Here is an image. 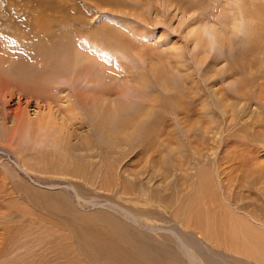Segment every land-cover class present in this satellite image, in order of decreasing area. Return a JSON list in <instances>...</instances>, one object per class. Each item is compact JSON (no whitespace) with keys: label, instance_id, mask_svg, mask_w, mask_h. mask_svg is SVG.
<instances>
[{"label":"rangeland","instance_id":"1","mask_svg":"<svg viewBox=\"0 0 264 264\" xmlns=\"http://www.w3.org/2000/svg\"><path fill=\"white\" fill-rule=\"evenodd\" d=\"M263 10L0 0V264H220L225 237L264 246Z\"/></svg>","mask_w":264,"mask_h":264},{"label":"crops","instance_id":"2","mask_svg":"<svg viewBox=\"0 0 264 264\" xmlns=\"http://www.w3.org/2000/svg\"><path fill=\"white\" fill-rule=\"evenodd\" d=\"M231 236V235H230ZM229 236V237H230ZM225 243H224V247L226 248L224 251V257H226V259H223L225 262L224 263H220V264H233L232 259L235 260L238 257L236 255H244L246 258V261L254 263V264H264V246L263 243L260 244L259 246H256L255 248L253 247L252 250H250L247 247V250L242 253L238 250L237 247H235L233 245L232 239L225 237ZM215 244L217 243L219 246L222 244L220 242H214ZM258 251V256L256 257L257 251ZM230 259V261H228ZM211 264V263H210ZM212 264H219V263H212Z\"/></svg>","mask_w":264,"mask_h":264},{"label":"bare ground","instance_id":"3","mask_svg":"<svg viewBox=\"0 0 264 264\" xmlns=\"http://www.w3.org/2000/svg\"><path fill=\"white\" fill-rule=\"evenodd\" d=\"M246 6H247V5H246ZM256 6H258V5H256ZM253 9H254V8H253ZM241 10H242V9H241ZM241 10H240V11H241ZM243 10H244V9H243ZM254 11H257V10L254 9ZM242 12H243V14H244V13H245V10L242 11ZM259 12H260V11H259ZM263 12H264V10H263ZM239 14H240V12H239ZM243 14L241 13V14L239 15V17L242 18V19H244ZM258 15H259V14H258ZM235 19H236V18H235ZM260 19H261V18H260ZM237 21H238V20H237ZM241 21H242V20H241ZM235 22H236V21H235ZM260 22H261V21H260ZM262 23H263V22H262ZM259 24H260V23H259ZM251 29H252V28H251ZM257 29H259L258 26H257ZM215 37L217 38V41H221V42H223V41L221 40V37H222V36H221L220 33H216V32H215ZM222 38H224V37H222ZM0 54H1V53H0ZM91 57H92V56H91ZM65 58H66V57H65ZM5 59H6V56H5L4 54H3V55L1 54V55H0V63L3 62V61H5ZM63 60H64V59H63ZM66 61H68V60L66 59ZM66 61H65V62H66ZM88 68H89V67L87 66V69H88ZM82 69H83V68H82ZM80 71H81V70H80ZM84 71H87L86 68H85V70L83 69V72H84ZM88 72H89V74H90V70H89V69H88ZM88 72H87V73H88ZM0 74H1V73H0ZM84 74H85V75H88V74H86V72H84ZM84 74H83V76H85ZM93 76H94V75H93ZM93 76H92V78H93ZM38 77H39V76H38ZM40 77H41V76H40ZM88 77H89V79H90V81H91L92 78L90 77V75H88L87 77H85V79L87 78V80H88ZM34 81H35V80H34ZM41 81H42V80H41ZM92 81H93V79H92ZM147 114H149V113H147ZM135 133H136V132H135ZM182 247H183V246H182ZM183 252H185V255L188 256L189 259L191 258V256H190V252H189V251L187 252V251L185 250L184 247H183ZM194 261H195V259L192 258V262H194ZM192 262H191V263H192Z\"/></svg>","mask_w":264,"mask_h":264}]
</instances>
